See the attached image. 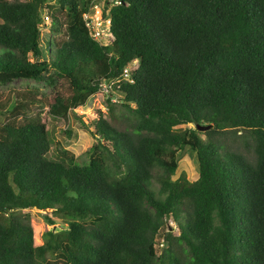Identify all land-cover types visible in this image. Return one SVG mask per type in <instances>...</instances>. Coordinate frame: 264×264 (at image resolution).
Returning a JSON list of instances; mask_svg holds the SVG:
<instances>
[{
    "label": "trees",
    "instance_id": "obj_1",
    "mask_svg": "<svg viewBox=\"0 0 264 264\" xmlns=\"http://www.w3.org/2000/svg\"><path fill=\"white\" fill-rule=\"evenodd\" d=\"M91 2L0 0V86L50 89L0 104V264H264V0H105L106 44ZM94 94L114 118L88 161L48 159L45 107L66 119ZM184 147L192 181L172 179Z\"/></svg>",
    "mask_w": 264,
    "mask_h": 264
},
{
    "label": "rangeland",
    "instance_id": "obj_2",
    "mask_svg": "<svg viewBox=\"0 0 264 264\" xmlns=\"http://www.w3.org/2000/svg\"><path fill=\"white\" fill-rule=\"evenodd\" d=\"M94 3L104 5L105 0H94ZM41 31L43 33L42 38L44 39L47 37L46 33H51L52 36L61 35V33L56 34L50 31L49 19L45 16L41 23ZM131 67L135 68L136 65L132 64ZM34 88L37 89L38 92H33L32 90ZM15 91L31 93L37 99H43L50 94V89L44 82L21 78L7 85L0 86V104L12 98ZM115 109L114 113L116 116L127 113L125 108L118 103L115 104ZM99 116H102L108 122H112L114 118L111 117L107 107L102 104L100 98L96 94L89 97L84 105L71 110L66 119L50 115L48 109L45 107L42 114V121L46 124L48 136L50 138L46 157L48 159L60 161L67 166L75 162L86 163L88 161L90 147L94 142L89 131L94 129V120L98 119ZM81 122H83L89 130H86ZM185 128H195V124L189 123L175 126L177 130H183ZM182 173H184L190 181L198 177V160L196 154L191 152L188 147H184L178 151V164L172 179H176ZM24 212L30 215V224L34 231V243L41 244L40 235L46 228L43 215L41 214L43 212L35 208L26 209ZM168 227L172 229L174 233L177 232L176 227L171 221ZM161 239L162 237L159 235V237H157L158 242L155 244L158 252L164 247V245L160 244Z\"/></svg>",
    "mask_w": 264,
    "mask_h": 264
},
{
    "label": "built area",
    "instance_id": "obj_3",
    "mask_svg": "<svg viewBox=\"0 0 264 264\" xmlns=\"http://www.w3.org/2000/svg\"><path fill=\"white\" fill-rule=\"evenodd\" d=\"M102 12L103 5L94 3V0H92L89 10L83 13V19L90 36L106 44L108 38L110 37V20L109 17H103ZM45 17L48 18L47 16ZM129 68L130 66H127L123 69L124 78H128ZM108 83L112 82L107 81L105 84H103V91H107Z\"/></svg>",
    "mask_w": 264,
    "mask_h": 264
},
{
    "label": "water",
    "instance_id": "obj_4",
    "mask_svg": "<svg viewBox=\"0 0 264 264\" xmlns=\"http://www.w3.org/2000/svg\"><path fill=\"white\" fill-rule=\"evenodd\" d=\"M210 125H201V124H196V128L200 131H204L207 128H209Z\"/></svg>",
    "mask_w": 264,
    "mask_h": 264
},
{
    "label": "clouds",
    "instance_id": "obj_5",
    "mask_svg": "<svg viewBox=\"0 0 264 264\" xmlns=\"http://www.w3.org/2000/svg\"><path fill=\"white\" fill-rule=\"evenodd\" d=\"M109 38H111V32H110V37H109ZM109 38H108V39H109ZM107 81H110V80H107ZM107 81H106V82H107ZM110 82H112V81H110Z\"/></svg>",
    "mask_w": 264,
    "mask_h": 264
}]
</instances>
